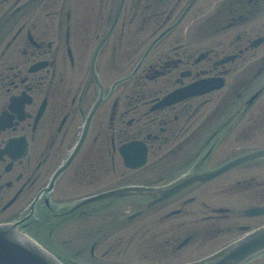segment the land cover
I'll use <instances>...</instances> for the list:
<instances>
[{"label":"flooded vegetation","instance_id":"af4514ba","mask_svg":"<svg viewBox=\"0 0 264 264\" xmlns=\"http://www.w3.org/2000/svg\"><path fill=\"white\" fill-rule=\"evenodd\" d=\"M87 1L0 0V119L11 115L0 124V224L63 244L79 264H181L183 255L205 264L246 233L240 226L264 223L246 213L264 203V157L153 201L185 174L264 146V109L252 116L264 98V0ZM134 19L139 27L119 26ZM152 20L159 27L149 28ZM141 33L142 45L160 34L156 50L123 90L103 91L102 50L113 67ZM227 55L234 58L219 63ZM39 60L45 65L30 69ZM210 75L228 86L215 103L207 94L151 109L164 90ZM22 94L17 118L11 99ZM132 139L147 147L135 170L117 153Z\"/></svg>","mask_w":264,"mask_h":264},{"label":"water","instance_id":"95a60500","mask_svg":"<svg viewBox=\"0 0 264 264\" xmlns=\"http://www.w3.org/2000/svg\"><path fill=\"white\" fill-rule=\"evenodd\" d=\"M264 247V229L236 244L218 264H238ZM258 257L247 264L261 259ZM0 264H60L47 253L29 242L18 241L15 236L0 230Z\"/></svg>","mask_w":264,"mask_h":264},{"label":"rangeland","instance_id":"374dc122","mask_svg":"<svg viewBox=\"0 0 264 264\" xmlns=\"http://www.w3.org/2000/svg\"><path fill=\"white\" fill-rule=\"evenodd\" d=\"M152 23H154V27H157L158 24L155 20L152 21ZM170 22H168V25H169ZM168 25H166V27H168ZM135 26V21H133L132 23H126L125 24V28H124V31L126 32L127 29L126 28H129V27H134ZM152 27V25L150 26ZM163 28H161L158 32L160 33L162 31ZM128 35H125L124 37H127ZM136 36L134 35L132 38H135ZM127 38H123V41H121V38L118 36V40L116 41V44L117 46L118 45H123V44H126L127 43ZM114 41V40H113ZM120 50V49H119ZM121 54H123V52H119ZM140 53V51H139ZM108 54H110V51H108ZM109 60H112L110 58H108V60L106 59L103 64H102V67H103V76H102V82H103V85L106 86V87H109L116 79H119V78H122L124 77L125 75H127L131 69V67L134 65V62L131 63H127L128 67L126 69H123L121 71H119V69H115L114 66L112 67V61L110 62ZM259 104H260V107H261V110L260 111H256V113H253L252 116L253 117H257V118H261L259 116L260 113H263V109H264V98H261L259 100ZM249 116V115H247ZM199 256L198 255H187L186 257H182L179 261H183V260H191V259H195V258H198ZM178 261V262H179ZM252 264H264V257H262L261 259L253 262Z\"/></svg>","mask_w":264,"mask_h":264},{"label":"bare ground","instance_id":"6f19581e","mask_svg":"<svg viewBox=\"0 0 264 264\" xmlns=\"http://www.w3.org/2000/svg\"><path fill=\"white\" fill-rule=\"evenodd\" d=\"M102 197H105V195H103Z\"/></svg>","mask_w":264,"mask_h":264}]
</instances>
